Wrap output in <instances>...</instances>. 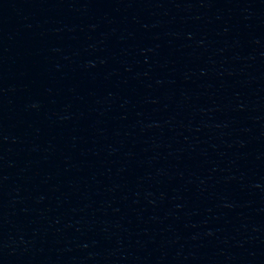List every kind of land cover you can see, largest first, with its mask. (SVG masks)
Returning a JSON list of instances; mask_svg holds the SVG:
<instances>
[{
	"label": "water",
	"instance_id": "95a60500",
	"mask_svg": "<svg viewBox=\"0 0 264 264\" xmlns=\"http://www.w3.org/2000/svg\"><path fill=\"white\" fill-rule=\"evenodd\" d=\"M145 264H264V0H70Z\"/></svg>",
	"mask_w": 264,
	"mask_h": 264
}]
</instances>
